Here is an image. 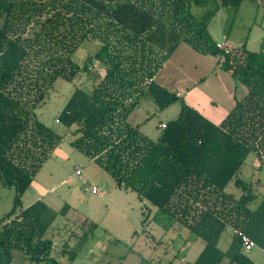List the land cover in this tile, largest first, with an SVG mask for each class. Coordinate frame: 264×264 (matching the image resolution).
<instances>
[{
    "label": "trees",
    "instance_id": "1",
    "mask_svg": "<svg viewBox=\"0 0 264 264\" xmlns=\"http://www.w3.org/2000/svg\"><path fill=\"white\" fill-rule=\"evenodd\" d=\"M243 1L0 0V183L16 194L2 218L12 220L0 232V264H13L15 250L30 264H60L48 234L70 207L55 212L41 200L27 208L22 202L63 140L36 115L59 79L92 82L76 87L56 117L71 130V145L117 187L202 239L191 264H256L230 228L241 226L264 250V192L257 188L264 186L239 177L251 153L264 165V43L259 51L243 44L226 52L209 32L222 7L238 9ZM86 41L101 46L78 60ZM183 42L219 56L247 93L218 125L182 103L179 117L153 140L129 117L146 93L160 110L180 100L154 81ZM225 236L230 242L222 249Z\"/></svg>",
    "mask_w": 264,
    "mask_h": 264
},
{
    "label": "rangeland",
    "instance_id": "2",
    "mask_svg": "<svg viewBox=\"0 0 264 264\" xmlns=\"http://www.w3.org/2000/svg\"><path fill=\"white\" fill-rule=\"evenodd\" d=\"M209 31L214 34L211 36L215 42L228 39L237 48L249 39L248 49L259 51L264 43V2L244 0L238 9L222 7L211 21ZM100 46L98 42L86 41L75 58L80 60ZM82 82L88 87L92 84L88 79L73 82L59 79L49 99L36 110L37 117L46 126L63 135L60 145L22 197L24 205L42 194L53 211H59L64 205L70 207L65 216H57L48 234L54 244L52 257L60 264L193 263L204 247L203 240L191 236L187 228L168 214H156L157 209L141 201L136 193L117 187L103 167L71 145V130L55 122L75 88L85 87ZM181 103L179 100L174 106V114L160 111L146 93L140 99V110L134 111L129 120L140 122L141 131L157 139L161 124L177 118ZM78 169L81 176L76 175ZM239 177L264 186V165L255 154H249ZM94 187L99 194L92 192ZM257 188L264 192V187ZM229 191L240 195L235 187ZM15 195L14 188L0 184V219L12 210ZM229 242L230 238L223 237L220 247L226 249ZM71 252L75 254L74 260L70 259ZM249 257L256 264H263L264 253L259 246ZM13 264L30 262L15 250Z\"/></svg>",
    "mask_w": 264,
    "mask_h": 264
},
{
    "label": "crops",
    "instance_id": "3",
    "mask_svg": "<svg viewBox=\"0 0 264 264\" xmlns=\"http://www.w3.org/2000/svg\"><path fill=\"white\" fill-rule=\"evenodd\" d=\"M209 32L211 35L213 34L211 31ZM249 42L248 39L245 43L246 46ZM222 43L229 47H234L232 42L228 39ZM154 82L171 94H175L182 103L194 108L216 125L222 123L226 116L232 111L235 104V98L241 99L247 93L245 88L237 84L231 73L222 69L219 56L200 53L184 42L178 46L169 60L160 68L155 76ZM147 94L151 95L155 106L160 109L152 94L150 92ZM177 102L160 111L171 112V114H174L175 109L173 108L176 106ZM180 106L178 107L179 109L176 114L177 118L180 115ZM139 108L140 102L137 109L140 110ZM130 122L133 125L138 126L143 135L152 139L151 136L146 135L141 131L140 122L135 120ZM167 122L169 121L163 123ZM43 197L42 194H37L34 200H31V202L26 205L23 204V207H30L39 200L44 202ZM44 203L52 210L51 205L46 202ZM262 263H264V260Z\"/></svg>",
    "mask_w": 264,
    "mask_h": 264
},
{
    "label": "built area",
    "instance_id": "4",
    "mask_svg": "<svg viewBox=\"0 0 264 264\" xmlns=\"http://www.w3.org/2000/svg\"><path fill=\"white\" fill-rule=\"evenodd\" d=\"M217 47L219 48V49H223L224 51H226V52H229L230 51V47L229 46H227V45H225V44H223V43H217ZM148 82H150V81H148ZM56 122L58 123L59 122V120L58 119H56ZM166 123H162L161 124V129H165L166 128ZM76 174L77 175H81L82 173H81V171L78 169V170H76ZM92 192L94 193V194H98L99 192H98V190H97V188L96 187H94L93 189H92ZM234 217H235V215H233ZM11 220L12 219H5L4 221H3V219H0V232L3 230V228H4V226L5 225H7L8 223H10L11 222ZM231 230V233L232 234H234V235H236V236H238L239 238H240V240H241V243H242V247H243V250H244V252L245 253H250L257 245H256V243H255V241L254 240H252L244 231H243V229H241V226L239 227V225H237V226H235V227H231L230 228ZM264 251V250H263Z\"/></svg>",
    "mask_w": 264,
    "mask_h": 264
},
{
    "label": "bare ground",
    "instance_id": "5",
    "mask_svg": "<svg viewBox=\"0 0 264 264\" xmlns=\"http://www.w3.org/2000/svg\"><path fill=\"white\" fill-rule=\"evenodd\" d=\"M236 236V235H235Z\"/></svg>",
    "mask_w": 264,
    "mask_h": 264
}]
</instances>
